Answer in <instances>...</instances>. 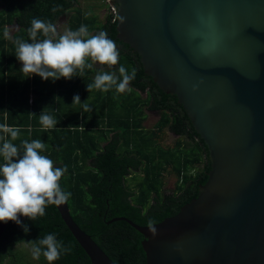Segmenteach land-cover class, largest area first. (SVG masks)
<instances>
[{
	"label": "trees",
	"instance_id": "1",
	"mask_svg": "<svg viewBox=\"0 0 264 264\" xmlns=\"http://www.w3.org/2000/svg\"><path fill=\"white\" fill-rule=\"evenodd\" d=\"M54 7L59 9L55 13ZM63 13H68L67 29L85 25L89 36L105 31L117 45L119 63L110 68L89 58L86 64L92 63V68L77 70V76L68 80H42L23 73L15 41L30 42L27 29L33 18L54 24ZM9 24L16 27L6 38ZM120 65L129 73L135 69L126 91H117L116 85L107 92L87 91L86 85L101 71H116L119 76ZM75 95L81 103L73 104ZM45 107L57 121L52 129H43L39 121ZM145 108L158 112L150 126L143 124ZM0 125L19 130L16 139L0 130V147L10 141L22 154L23 141L41 140L45 148L40 154L50 158L54 168L66 166L59 184L70 193L66 201L70 216L116 264H146L142 235L124 220H107L121 215L149 224L172 215L196 195L209 169L206 146L175 95L162 91L107 21L89 7L81 8L77 0H0ZM168 132L174 134L170 141L165 139ZM168 173L174 180L166 192ZM45 213L34 221L19 216L20 225L6 223L0 234V264H49L43 255L33 259L29 241L50 233L71 249L52 264H91L55 205H48ZM22 225H27V232Z\"/></svg>",
	"mask_w": 264,
	"mask_h": 264
},
{
	"label": "water",
	"instance_id": "2",
	"mask_svg": "<svg viewBox=\"0 0 264 264\" xmlns=\"http://www.w3.org/2000/svg\"><path fill=\"white\" fill-rule=\"evenodd\" d=\"M87 1L175 95L209 160L176 213L151 225L107 222L142 235L146 264H264V0ZM55 207L91 264H116L67 203Z\"/></svg>",
	"mask_w": 264,
	"mask_h": 264
},
{
	"label": "clouds",
	"instance_id": "3",
	"mask_svg": "<svg viewBox=\"0 0 264 264\" xmlns=\"http://www.w3.org/2000/svg\"><path fill=\"white\" fill-rule=\"evenodd\" d=\"M59 9L53 8L55 13ZM120 23L124 18L117 17ZM5 37L9 33L5 30ZM28 41H15L16 58L22 63L20 69L23 73L38 75L42 80L52 81L61 77L68 80L77 72L83 73L85 67L92 68V62L107 65L110 68L119 63V50L116 43L108 38L105 31H100L89 36L88 29L81 25L78 30L65 29L57 38L55 24L38 18L31 20L27 29ZM85 37H88L85 39ZM116 71L99 72L92 84L86 85L87 91L93 88L107 92L116 85L117 91L124 92L129 88L130 82L135 78V69L128 72L124 65ZM119 81V82H118ZM81 103L78 95L73 97V104ZM85 105V111H89ZM35 115L34 113H30ZM39 121L43 129H52L57 121L48 113V107L41 110ZM71 127V126H70ZM0 130L8 133L12 139L19 135L18 129L0 125ZM82 130L83 127H82ZM23 152L10 141H5L0 147V155L4 163L0 165V222L13 221L20 225L19 216H24L34 221L43 217L48 205H62L68 200L70 193L61 189L59 181L67 171L65 167H53V161L40 154L45 145L41 140L22 142ZM151 221L149 224L151 225ZM25 232L27 225H22ZM33 259L41 255L49 264L58 260L62 254L71 249L58 240L55 233L44 235L42 238L29 241Z\"/></svg>",
	"mask_w": 264,
	"mask_h": 264
},
{
	"label": "rangeland",
	"instance_id": "4",
	"mask_svg": "<svg viewBox=\"0 0 264 264\" xmlns=\"http://www.w3.org/2000/svg\"><path fill=\"white\" fill-rule=\"evenodd\" d=\"M77 2L81 8L83 7L84 9H87L89 7L90 10L95 12L96 15H98V18H100L102 20L103 17L96 11V9L87 0H77ZM67 14L68 13H63V14L59 15L58 18L56 19L54 24L57 27V33L62 34L65 31V29H67L66 28ZM15 27L16 26L14 24L7 25L8 33H10ZM17 63L19 65V67L22 68V63L20 61H18ZM141 94L144 95L143 92H141ZM145 111H146V115H145V118L143 120V124L145 126H150L152 124V122H154V120L157 118L158 112L155 110H148L146 108H145ZM173 136H174V134H172L171 132H168L166 134L165 139L170 141ZM173 180H174V176L172 174H170V173L166 174L165 183H164V190L166 192H168L172 188ZM14 247L15 248H21V247H19V244H16Z\"/></svg>",
	"mask_w": 264,
	"mask_h": 264
},
{
	"label": "flooded vegetation",
	"instance_id": "5",
	"mask_svg": "<svg viewBox=\"0 0 264 264\" xmlns=\"http://www.w3.org/2000/svg\"><path fill=\"white\" fill-rule=\"evenodd\" d=\"M25 246V245H24Z\"/></svg>",
	"mask_w": 264,
	"mask_h": 264
}]
</instances>
